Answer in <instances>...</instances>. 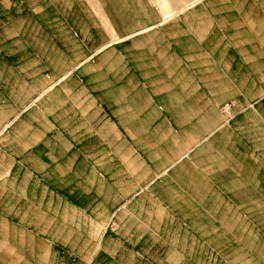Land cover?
Masks as SVG:
<instances>
[{"label":"crops","instance_id":"1","mask_svg":"<svg viewBox=\"0 0 264 264\" xmlns=\"http://www.w3.org/2000/svg\"><path fill=\"white\" fill-rule=\"evenodd\" d=\"M37 2L56 12L77 4ZM254 2L175 0L166 18L156 0H87L89 19L100 16L96 34L84 35L98 44L67 49L55 81L18 80L0 64V181L66 161L90 179L99 166L121 195L125 184L141 190L121 210L142 235L180 231L204 251L199 264H264V0ZM232 101L227 123L220 107ZM21 202L24 191L0 185V264H69L54 250L72 248L60 209Z\"/></svg>","mask_w":264,"mask_h":264},{"label":"rangeland","instance_id":"2","mask_svg":"<svg viewBox=\"0 0 264 264\" xmlns=\"http://www.w3.org/2000/svg\"><path fill=\"white\" fill-rule=\"evenodd\" d=\"M173 1L156 0L157 9L168 13L166 18L173 17L170 10ZM76 2V8H61L56 12L53 7L38 8L37 0H0V64L9 67L5 74L11 70L15 79L26 80L27 76L34 83H50L64 72L63 64L68 67L71 55L67 54V49L80 54L87 49L95 50L98 40L92 36L86 38L84 33L96 34L99 11L92 10L93 18L89 19L90 14L86 12L89 9L84 7L87 0ZM37 15H43L44 20L50 19V22L38 23ZM62 15L63 21H52L53 16L56 19ZM53 31L59 40L46 37ZM63 33H67L66 39L59 38ZM86 58V61L92 60L89 55ZM75 73L73 70L66 77ZM1 74H4L3 69ZM226 105H230L227 111L224 110ZM235 106V101H232L220 107L227 123L234 118L232 110ZM254 106H244L241 111ZM84 171L83 167L70 168L66 161L58 169H45L35 174L38 177L2 179L0 185L7 182L10 187L12 183V192L24 191L21 207L26 205L33 211L41 206L45 211L60 209L57 216L60 236L72 248L66 251L55 246L54 250L58 255L67 254L69 264H199L202 249L179 239L183 236L180 231L167 232L164 238L162 230L151 226V230H144L142 235L140 222L132 217L131 211L122 213L126 201H133L134 196L141 194V190H134V184H125L123 196L116 186L102 183L99 166L93 167L90 179H86V175L75 176V173L83 175ZM53 176L55 179H51ZM128 191L130 196L126 195ZM139 219L145 221L148 217L139 216ZM86 260L90 262L86 263Z\"/></svg>","mask_w":264,"mask_h":264},{"label":"built area","instance_id":"3","mask_svg":"<svg viewBox=\"0 0 264 264\" xmlns=\"http://www.w3.org/2000/svg\"><path fill=\"white\" fill-rule=\"evenodd\" d=\"M230 108V105H226L225 107H224V110H228Z\"/></svg>","mask_w":264,"mask_h":264}]
</instances>
